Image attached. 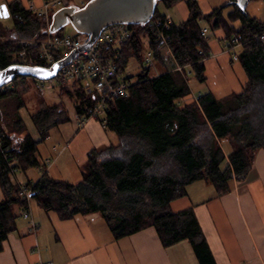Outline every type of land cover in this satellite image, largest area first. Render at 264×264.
<instances>
[{"label":"trees","instance_id":"obj_1","mask_svg":"<svg viewBox=\"0 0 264 264\" xmlns=\"http://www.w3.org/2000/svg\"><path fill=\"white\" fill-rule=\"evenodd\" d=\"M181 1L158 0L157 6L162 2L170 8ZM236 1L204 13L197 0H186L188 18L167 30L151 27L152 21H163L166 16L158 7L148 23L129 25L133 34L115 60L119 73L125 75L131 58L143 63L145 47L150 50V65L161 71L151 75L149 65L131 84L127 96L106 100L104 113L97 119L106 131L115 133V141L88 153L78 183L52 177L38 160L39 145L51 129L71 120L65 103L45 105L31 114L38 134L35 139L20 112L22 104L14 113L3 111L1 102L18 95L17 89H0V252L27 209V200L11 175V163L24 173L40 168L38 181L25 184L31 188V200L63 220L76 214H98L115 239L154 227L165 247L188 241L201 264H217L194 209L175 212L171 204L186 197L187 187L197 181L213 185L218 196L229 193L234 181L247 179L257 151L264 149V21L247 10L242 12ZM7 6L12 25H5L0 17V36L43 40L50 34L64 35L62 29L49 33L46 20L25 8L21 0H11ZM202 20L213 32L222 29L226 42L241 35L238 61L247 80L240 92L222 98L203 93L187 103L185 98L191 94L188 70L201 82L207 79L204 62L209 38L202 34ZM102 51L105 57L115 55L106 47ZM37 54L38 45L0 40V69L26 64L19 55L35 59ZM18 79L25 78L14 82ZM58 83L61 94L74 103L76 118H91L102 94L87 91L79 80ZM22 132L26 136L14 147L15 137L10 133Z\"/></svg>","mask_w":264,"mask_h":264},{"label":"crops","instance_id":"obj_2","mask_svg":"<svg viewBox=\"0 0 264 264\" xmlns=\"http://www.w3.org/2000/svg\"><path fill=\"white\" fill-rule=\"evenodd\" d=\"M177 5L186 20L189 16L186 0ZM207 9L205 13L209 12ZM165 15L173 20L170 14ZM215 37L220 41L217 47L221 52L217 61L210 64L212 73L208 72L206 62L207 79L203 84L206 93L222 98L242 91L247 76L238 57L234 60L232 53L225 49L228 42L224 39L225 32L219 29ZM213 42H209V50ZM203 93L200 89L197 93L191 91L194 96ZM192 101L191 95L185 98L187 103ZM73 115L69 122L54 127L59 130L60 137L57 146L49 147L53 152L41 150L45 142L38 148L39 163L48 164L49 175L66 181L81 172L89 152L115 141L112 132L106 131L100 120L90 118L82 122L76 118L75 109ZM25 124L37 139L36 128L31 131L26 121ZM52 131L53 128L49 137ZM26 134L22 132L18 136L23 139ZM40 176L37 167L26 173L18 171L16 177L26 184L37 182ZM171 207L175 212L194 209L217 264H264V149L257 151L247 179L241 183L234 181L229 193L218 196L213 185L197 181L187 187V196L172 202ZM30 209L36 229L22 211L17 230L4 242L0 264H201L190 242L181 241L165 247L154 227L115 239L98 214H76L63 220L56 212L43 210L33 200Z\"/></svg>","mask_w":264,"mask_h":264},{"label":"built area","instance_id":"obj_3","mask_svg":"<svg viewBox=\"0 0 264 264\" xmlns=\"http://www.w3.org/2000/svg\"><path fill=\"white\" fill-rule=\"evenodd\" d=\"M88 0H80L75 3L71 0H43L40 8L33 9L38 17L44 18L50 27L52 16L58 9L75 5L77 8L83 7ZM173 25V20L170 16H165L164 20L157 19L151 22V27H163L167 30ZM208 29L203 28L202 34L207 35ZM49 33H51L49 31ZM133 34L128 24H112L105 27L99 34L98 38L94 41L92 46H87L81 49L85 45H89L92 41L91 33H79L64 34L61 37L48 35L46 39H24L17 37H5L0 36V39L14 40L20 43L22 46H29L32 44L38 45V54L34 58H26L24 55H19V59L26 62L29 66H46L50 67L56 61L67 57L71 51L77 50L76 58L63 66L57 73L56 79L63 84H67L74 80H79L87 85V91L95 90L102 94L101 102L94 109L91 118H98L104 113L106 100L111 98H117L121 96H127L129 88L134 81L126 78L124 74L119 73L116 65V59L118 57L121 46L129 39ZM241 35H236L232 41L227 42V50L232 53L234 60H237L238 54L236 52L237 47L240 46ZM261 39L264 40V31L261 33ZM104 47L109 48L115 55L114 57L103 56ZM151 59L147 60L150 63ZM179 71L183 69L178 67ZM40 85L39 80H35ZM14 82V81H13ZM13 82L7 84L5 87H13ZM2 88V89H3ZM198 98V97H197ZM90 119V118H89ZM88 120V119H85ZM83 120V121H85ZM82 121V122H83ZM15 139L12 142L14 147H17L23 140L21 137L14 136ZM48 165V164H47ZM46 165V167H47ZM11 175L20 188L21 195L27 200V209L23 212L25 218L30 219L32 228L36 229V224L32 217L30 209L31 202V188H27L25 184L18 181L17 173L18 169L9 163ZM40 264H52L51 262H41Z\"/></svg>","mask_w":264,"mask_h":264},{"label":"rangeland","instance_id":"obj_4","mask_svg":"<svg viewBox=\"0 0 264 264\" xmlns=\"http://www.w3.org/2000/svg\"><path fill=\"white\" fill-rule=\"evenodd\" d=\"M80 0H73V2L78 3ZM89 1V0H88ZM201 6L202 11H206L207 6L211 7L210 9H207V11H211L212 9L219 7L220 5H222L225 2H228L229 0H197ZM26 7L28 8H32V9H37L40 8L43 0H24L22 1ZM8 4L7 0H0V5L2 4ZM158 10L160 13L162 14H170L173 17V20L175 21V23L179 24L181 22L184 21L183 19V14L181 12V9L179 8L178 5L172 6L170 8H167L162 2H160L158 4ZM247 12L255 17H258L259 19H261L262 21H264V0H253L251 1L248 6H247ZM205 13V12H204ZM4 24H8V26L12 25V19L9 18H2V21ZM202 27L203 28H207L209 30L208 35H206L207 38H209V42H213V47H210L209 50V56L205 59V65L206 62H208V72L212 73L211 68H210V64L213 62H216L221 50H219L220 48L217 47V44H219L220 41H218L215 37V32H213L210 29L209 24L202 20L201 21ZM238 24V23H237ZM239 25V24H238ZM63 34H74L76 32V30L74 29V27L71 24H67L65 25L62 30ZM8 37V36H5ZM2 40V39H0ZM210 46V43H209ZM227 50V48H225ZM239 49L237 50L238 53ZM151 59L150 57V50L145 47V51H144V61L143 63H140L138 60H136L135 58H131L130 62L125 70V76L131 80V81H136L138 78V75L144 70V68H147L150 63H147V60ZM151 68V75H155L158 72L161 71V69H157L154 66L152 67V65H150ZM206 77H207V73H206ZM40 85L37 84V82L35 81V79L32 78H25V79H18L16 82H13V87L12 88H16L18 91V95H15L13 97H11V99H6L5 103L2 102V108L4 113H14L18 108L19 104L24 107H22L21 111L24 117V120L26 121V123H28L27 125L32 128L31 131H33L34 129V124L31 121V114L36 111L39 110L40 108L44 107L45 105H51L53 103H57V102H63L66 105V108L68 110V113L72 116L73 115V111H74V103L70 100L65 98L61 92H60V87H59V83L58 80L55 78L53 80L50 81H40ZM188 83L190 86L191 91H195V93H197L200 90H202L204 93H206L205 91V87L206 85H204V82L199 81L194 73L191 70H188ZM9 88V87H5L4 89ZM3 89V90H4ZM192 99H194V101L197 100L198 96H194L193 94H190ZM113 136L115 138V133H113ZM10 135L12 136H18V134H13L10 133ZM36 136V138H38L37 133L34 134ZM60 134H59V130L53 128L52 131V135L51 137L47 138L46 140H44L42 142V147L41 150H45L47 151V153L53 152V150L49 149V147L53 145L57 146L58 145V140H59ZM223 146L224 148L228 149L230 151V145L228 144L227 141L223 142ZM53 159V157L51 158ZM82 169V168H81ZM21 176V175H20ZM69 182L71 183H78L81 180V172H76L75 176L69 177Z\"/></svg>","mask_w":264,"mask_h":264},{"label":"water","instance_id":"obj_5","mask_svg":"<svg viewBox=\"0 0 264 264\" xmlns=\"http://www.w3.org/2000/svg\"><path fill=\"white\" fill-rule=\"evenodd\" d=\"M250 0H237L235 4L242 12H246ZM158 0H89L83 7L75 5L64 6L54 12L49 27L51 33L62 29L65 25L71 24L76 32L91 33L92 41L81 49L92 46L100 32L112 24H146L154 16ZM10 12L7 4H2ZM3 8H0L2 13ZM1 18H4L0 15ZM77 56V50L56 61L50 67L29 66L26 64H12L0 69V89L13 82L18 77L32 78L39 81H50L56 78L59 70L73 61Z\"/></svg>","mask_w":264,"mask_h":264},{"label":"snow or ice","instance_id":"obj_6","mask_svg":"<svg viewBox=\"0 0 264 264\" xmlns=\"http://www.w3.org/2000/svg\"><path fill=\"white\" fill-rule=\"evenodd\" d=\"M0 8H3V11H2V13H0V15H2L3 17H7V15H8V12H7V9H6V7H4V6H0ZM0 75H2V74H0Z\"/></svg>","mask_w":264,"mask_h":264},{"label":"bare ground","instance_id":"obj_7","mask_svg":"<svg viewBox=\"0 0 264 264\" xmlns=\"http://www.w3.org/2000/svg\"><path fill=\"white\" fill-rule=\"evenodd\" d=\"M15 64H20V63H15Z\"/></svg>","mask_w":264,"mask_h":264}]
</instances>
